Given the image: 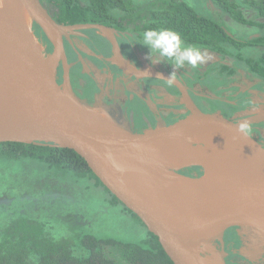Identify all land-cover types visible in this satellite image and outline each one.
<instances>
[{
    "label": "water",
    "instance_id": "water-1",
    "mask_svg": "<svg viewBox=\"0 0 264 264\" xmlns=\"http://www.w3.org/2000/svg\"><path fill=\"white\" fill-rule=\"evenodd\" d=\"M36 27L50 42V51ZM91 27L109 31L100 24L59 22L41 0H0V143L75 151L102 185L157 237L173 264H204L205 256L210 264H227L224 234L233 226L241 228V239L245 229L257 236V244L240 249L241 255L253 256L264 250L260 240L263 226L246 213L252 205H264V147L250 134L237 130L241 122L249 123L255 117L234 120L217 111L199 109L188 102L177 79L174 85L182 92L188 112L168 124L131 127L115 112L85 104L69 83L63 37ZM111 41L114 61L127 73L168 78L166 73L132 68L116 41ZM59 63L64 70L60 84L56 78ZM66 96L89 112L61 108L59 101ZM93 110L110 123L91 114ZM208 126L216 128L225 150L222 157L189 152L179 142V138L198 137L200 128ZM147 145L183 164L173 178L145 179L174 187V194L164 203L149 201L137 188L142 179L129 182L123 172L126 157L140 154ZM190 167L200 168L201 175L179 172Z\"/></svg>",
    "mask_w": 264,
    "mask_h": 264
},
{
    "label": "flooded vegetation",
    "instance_id": "flooded-vegetation-1",
    "mask_svg": "<svg viewBox=\"0 0 264 264\" xmlns=\"http://www.w3.org/2000/svg\"><path fill=\"white\" fill-rule=\"evenodd\" d=\"M152 1L76 0L80 7L90 11V21L78 23L100 24L109 31L83 28L79 34L63 37L69 64L68 78L74 95L89 106L101 105L115 112L131 127L168 124L188 112L186 100L176 85L168 86L164 79L140 77L124 71L114 61L113 38L121 56L132 68L144 72H175V79L185 88L186 99L197 108L217 111L234 120L255 117L248 123L249 134L264 147V75L259 73V68L249 66L257 65L258 56L264 49L263 45L251 42L262 33L258 24H264V17L244 0H234L243 21L222 12L211 0H182L193 7L198 17L222 24L230 40L217 42L219 49H213L208 44L198 46L181 39L183 44L196 46L206 54V61L197 68L175 69L171 60L151 63L147 58L149 50L142 45L146 30H160L161 14L158 10L148 9ZM41 2L57 20L60 2ZM84 11L79 12L83 15ZM35 32L50 51V42L45 35L37 27ZM208 40L207 36L205 41ZM239 54L252 58V62H240L235 57ZM63 76V65L59 63L56 74L59 84L63 82ZM188 169H181L183 172L180 173L188 176L202 173L200 168ZM240 229L233 226L225 231L224 245L228 254L224 259L227 264H250L258 260H246L237 250Z\"/></svg>",
    "mask_w": 264,
    "mask_h": 264
},
{
    "label": "trees",
    "instance_id": "trees-1",
    "mask_svg": "<svg viewBox=\"0 0 264 264\" xmlns=\"http://www.w3.org/2000/svg\"><path fill=\"white\" fill-rule=\"evenodd\" d=\"M211 1L222 12L243 21L234 0ZM55 2H60L57 18L59 22L90 21L89 9L80 7L76 0L74 2L55 0ZM244 2L259 16L264 17V0H244ZM148 9L158 10L161 14L160 30H173L186 43L198 46L208 44L213 49H219L217 42L227 43L230 40L222 24L220 25L216 20L198 17L193 7L185 1L153 0ZM79 11H84L83 15ZM258 25L263 31L251 42L253 45L264 47V24ZM207 36L209 40L205 41ZM48 46L50 49V44ZM221 51H223L222 46ZM235 57H238L242 63L252 62V58H245L241 54ZM258 59L257 65L249 66L259 68V73L264 75V49ZM0 157L6 160H33L50 169L68 173L77 178H87L96 187L102 186L113 202L119 203L122 210L131 215L143 228L142 236L137 240H121L108 235L95 236L82 232L69 237H59L51 232L52 227L47 223L18 217L4 227H0V264H173L160 246L157 237L102 185L75 151L49 145L2 142ZM194 168L197 167H191L188 170Z\"/></svg>",
    "mask_w": 264,
    "mask_h": 264
},
{
    "label": "rangeland",
    "instance_id": "rangeland-1",
    "mask_svg": "<svg viewBox=\"0 0 264 264\" xmlns=\"http://www.w3.org/2000/svg\"><path fill=\"white\" fill-rule=\"evenodd\" d=\"M18 217L47 223L59 237L82 232L137 240L143 232L139 222L113 202L102 186L96 187L87 178H77L33 160L0 157V227ZM244 231L238 251L257 244L256 233ZM260 240L264 244V234ZM242 256L249 261L258 259L250 264H264V250Z\"/></svg>",
    "mask_w": 264,
    "mask_h": 264
},
{
    "label": "bare ground",
    "instance_id": "bare-ground-1",
    "mask_svg": "<svg viewBox=\"0 0 264 264\" xmlns=\"http://www.w3.org/2000/svg\"><path fill=\"white\" fill-rule=\"evenodd\" d=\"M59 106L68 111H79L88 113L71 97H64L59 101ZM91 114L110 123L109 119L101 113L93 110ZM201 134L198 137L179 138L180 144L189 152L204 155L207 157H222L225 155L224 147L218 138L215 126L200 128ZM183 167V164L176 159L159 153L153 145H147L138 155L127 156L123 164V172L129 182L142 179L137 188L143 191L152 203H164L174 194V187L165 183H156L145 180L152 177L173 178L174 171ZM247 215L253 217L264 229V205L256 204L246 210ZM264 234V232H263ZM208 251V248H204ZM204 264H210L209 258H203Z\"/></svg>",
    "mask_w": 264,
    "mask_h": 264
},
{
    "label": "clouds",
    "instance_id": "clouds-1",
    "mask_svg": "<svg viewBox=\"0 0 264 264\" xmlns=\"http://www.w3.org/2000/svg\"><path fill=\"white\" fill-rule=\"evenodd\" d=\"M142 45L148 48L147 58L151 63L171 60L172 67L180 69L185 66L197 68L206 61V54L196 46L183 44L180 35L170 29L146 30L142 35ZM165 80L168 86H172L175 82V72H171ZM237 130L245 135L250 132L246 122H241Z\"/></svg>",
    "mask_w": 264,
    "mask_h": 264
}]
</instances>
